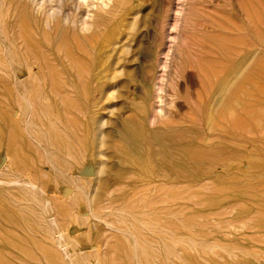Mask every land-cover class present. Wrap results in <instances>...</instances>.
I'll return each mask as SVG.
<instances>
[{
	"label": "rangeland",
	"instance_id": "obj_1",
	"mask_svg": "<svg viewBox=\"0 0 264 264\" xmlns=\"http://www.w3.org/2000/svg\"><path fill=\"white\" fill-rule=\"evenodd\" d=\"M33 1L0 0V253L15 264H264V151L217 117L230 106L242 116L259 57L264 87V0ZM212 66L223 78H206ZM157 150L190 175L160 170Z\"/></svg>",
	"mask_w": 264,
	"mask_h": 264
},
{
	"label": "bare ground",
	"instance_id": "obj_2",
	"mask_svg": "<svg viewBox=\"0 0 264 264\" xmlns=\"http://www.w3.org/2000/svg\"><path fill=\"white\" fill-rule=\"evenodd\" d=\"M41 1H43V0H41ZM80 1V0H79ZM120 1H126V0H120ZM32 4H34V2L35 1H33L32 0ZM37 2V1H36ZM35 2V3H36ZM84 2H86V0L84 1ZM42 3H44V1L42 2ZM66 3V2H65ZM75 5V4H74ZM33 6V5H32ZM36 7H38L37 6V3H36ZM36 7H35V10H36ZM17 8V7H16ZM31 8V7H30ZM43 8V7H42ZM12 9V8H11ZM15 9V8H14ZM13 9V10H14ZM34 9V8H33ZM37 9H40V8H37ZM44 9V8H43ZM30 10V9H29ZM32 10V9H31ZM42 10V9H41ZM50 10V14L52 13L51 12V9H49ZM16 11V10H15ZM62 11V10H61ZM76 11H77V9H76ZM14 12V11H13ZM47 12V11H46ZM39 13V12H38ZM43 12H41V14H42ZM62 13V12H61ZM36 14V13H35ZM41 14H39V15H41ZM46 15V17H45V19L47 18V13H45ZM38 15V16H39ZM53 15V14H52ZM78 15V14H77ZM81 15V14H80ZM42 16V15H41ZM51 16V15H50ZM55 17V16H54ZM113 16H112V14H111V18H112ZM41 18V17H40ZM52 18V17H51ZM61 18H64V17H61ZM66 18V17H65ZM44 19V20H45ZM49 19V18H48ZM74 19H76V18H74ZM74 19H72V20H74ZM99 19V18H98ZM71 20V19H70ZM81 20V22L82 21H84V19L82 20V19H80ZM86 20V19H85ZM50 22H51V20H49ZM68 21V20H67ZM66 21V22H67ZM41 22V21H40ZM55 22H57V20L55 21ZM70 22V21H69ZM74 22V21H73ZM103 22H105L104 20H103ZM48 23V20H46V22H45V24H44V26L46 25ZM76 22H74V24H75ZM49 24V23H48ZM47 24V26L46 27H49L50 25H48ZM50 24H52V22L50 23ZM54 24H56V23H54ZM61 24V23H60ZM73 24V23H72ZM83 24V23H82ZM41 25V24H40ZM62 25V24H61ZM78 25H81L80 24V22L78 23ZM57 26V25H56ZM172 27V26H171ZM50 28V27H49ZM48 28V29H49ZM22 29H23V27H22ZM32 29V28H31ZM56 29V28H55ZM72 29V28H71ZM170 30V29H169ZM18 31H20V29L18 30ZM32 31H33V29H32ZM72 31V30H71ZM23 32V31H22ZM55 32H57V30H55ZM58 32H60V33H62L61 35L62 36H64V34H65V32L63 31V28H61V29H58ZM73 32H71L70 34H72ZM8 35V34H7ZM33 35V34H32ZM15 36V35H14ZM25 37L24 39H26L27 38V36H28V34H27V32H23L22 33V35H21V37ZM30 37V36H29ZM48 37V36H47ZM223 37V36H222ZM225 37V36H224ZM227 37V36H226ZM2 38V37H1ZM39 38V37H38ZM73 38V37H72ZM5 39V38H4ZM16 39V38H15ZM23 39V40H24ZM83 39V38H82ZM227 39V38H226ZM19 40V39H18ZM27 40V42H25L24 43V46H25V48L27 49V50H30V51H32L33 53H34V51L36 50V48H35V45H31L32 43L30 42H28V38L26 39ZM32 40V39H31ZM70 40V39H69ZM32 41H34V40H32ZM60 41V40H59ZM71 41V40H70ZM78 41H81V40H78ZM1 42V41H0ZM227 42H228V45H230L231 46V41H228L227 40ZM12 43V42H11ZM58 43V42H57ZM64 43V42H63ZM63 43H62V41H61V43L59 44L60 46H63ZM78 43V42H77ZM223 43V42H222ZM2 44H4V43H2ZM53 44V43H52ZM75 44H76V42H75ZM81 45L80 46H82V41H81V43H80ZM57 45V44H56ZM211 45V44H210ZM4 46H5V44H4ZM48 46V45H47ZM76 46V45H75ZM79 46V45H78ZM77 46V48L79 49V47ZM64 47V46H63ZM249 47H252L253 48V46H249ZM2 48V47H1ZM24 48V49H25ZM40 48H41V45H40ZM68 48H70L69 46H67V49ZM81 48H83L84 50H85V48L84 47H81ZM88 48V47H87ZM43 49V48H42ZM65 49V48H64ZM77 49V50H78ZM2 50H4L5 51V49H3L2 48ZM7 50V49H6ZM61 50H63L62 48H61ZM8 51V50H7ZM47 51V50H46ZM81 51V50H80ZM3 52V51H2ZM1 52V53H2ZM9 52V51H8ZM42 52V51H41ZM64 52V51H63ZM6 53V52H5ZM4 53V54H5ZM43 53V52H42ZM215 53V52H214ZM71 54V53H70ZM69 54V55H70ZM72 54H74V53H72ZM8 55H9V53H8ZM18 55H19V53H18ZM34 55V54H33ZM45 55V54H44ZM56 55V54H55ZM77 55V54H76ZM215 55V54H214ZM10 56V55H9ZM43 56V55H42ZM50 56V55H49ZM72 56V55H71ZM11 57V56H10ZM43 58V57H42ZM42 58H40V59H42ZM63 58H65V57H63ZM73 58V57H72ZM76 58V57H75ZM149 58V57H148ZM6 59V58H5ZM8 59V58H7ZM45 59V58H44ZM153 59V58H152ZM3 60V59H2ZM15 60V59H14ZM49 60V59H48ZM52 59H50V61H51ZM54 60V59H53ZM78 60V59H77ZM210 60V59H209ZM208 60V61H209ZM7 61V60H6ZM72 61V60H71ZM85 61V60H84ZM86 61H87V59H86ZM79 62V61H78ZM88 62V61H87ZM211 62V61H210ZM209 62V63H210ZM16 63V62H15ZM201 63V62H200ZM199 63V64H200ZM8 65V64H7ZM9 65H10V63H9ZM27 65V64H26ZM38 65H39V63H38ZM42 65V64H41ZM77 65V64H76ZM75 65V66H76ZM18 67V66H17ZM83 67V66H82ZM63 69H65V68H63ZM200 69H201V71H203L204 72V74H205V76H206V78H208V77H215V76H222V78H223V76H224V70L223 69H221V68H219V67H211V68H209L208 67V69H206V71H205V69H202L201 67H200ZM50 70H51V67H50ZM67 70V69H66ZM32 71V70H31ZM57 71V70H56ZM59 71V70H58ZM57 71V72H58ZM261 71H262V67H261V57H259L258 59H257V61L254 63V65L252 66V68L250 69V73H248V75H250V76H248L247 78H248V80L250 81V87L248 86V88H250V91L248 92V96L244 99L245 100V102H244V105H242L243 107H242V109H244L243 110V114H242V116H241V114H240V117L238 116L237 117V115L234 113L233 114V112H234V109H232L231 108V106H230V109L228 108V107H224V108H221V110L220 109H217V111H216V109H214V112H215V114L216 113H218V111H219V113H218V115L219 116H217V117H219V124L220 125H223V123H224V121H227L228 119L230 120V121H232L234 124H232V126L231 127H233V125L235 126V127H238V129L240 128V129H242L243 131H245L246 133H247V135L248 134H250V136L247 138V139H251V140H253V142L257 145V147L259 148V149H263V151H264V87H262V86H260L259 84H260V81H261ZM13 72V71H12ZM51 72V71H50ZM207 72H209V73H207ZM14 74V73H13ZM51 75V74H50ZM8 76V75H7ZM74 76V75H73ZM246 76V75H245ZM15 77H16V75H15ZM14 77V78H15ZM20 77V76H19ZM51 77V76H50ZM62 78V77H61ZM245 79H246V77H244ZM15 79H17V78H15ZM14 79V80H15ZM64 79V78H63ZM18 80V79H17ZM20 80V79H19ZM50 80V79H49ZM80 80V79H79ZM82 80V79H81ZM247 80V79H246ZM22 81V80H21ZM20 81V82H21ZM83 81V80H82ZM7 82V81H6ZM15 83V82H14ZM51 83V82H50ZM65 83V82H64ZM83 83V82H82ZM12 84V83H11ZM15 85V84H14ZM211 85V84H210ZM16 86V85H15ZM53 86V85H52ZM203 86H204V88L206 87L204 84H203ZM243 86V85H242ZM20 87V86H19ZM50 87V86H49ZM23 88V87H22ZM16 89H17V87H16ZM25 89V88H24ZM212 89V88H211ZM149 90H150V88H149ZM149 90H147V91H149ZM157 90V89H156ZM206 90H208L207 88H206ZM240 90V89H239ZM244 90V89H243ZM247 90V89H246ZM26 91V90H25ZM150 92V91H149ZM244 91H242L241 92V94L243 93ZM17 93L19 94V91H17ZM77 93V92H76ZM157 93V92H156ZM61 94V93H60ZM70 94H72V92H70ZM238 94V93H237ZM241 94H240V96L239 97H241ZM24 94H22V97H25V96H23ZM65 95V94H64ZM155 95V94H154ZM235 95H236V93H235ZM19 96H21V95H19ZM160 96V95H159ZM207 96V95H206ZM228 96V95H227ZM226 96V97H227ZM237 96V95H236ZM21 97V98H22ZM69 97V96H68ZM68 97H67V99H68ZM239 97H237V99L239 98ZM254 98V100H255V102L254 103H251V99H253ZM27 99V98H26ZM25 99V100H26ZM154 99V98H153ZM159 99H161V98H159ZM69 101H70V99H68ZM151 100V99H150ZM242 100V99H241ZM249 100H250V102H249ZM27 101V100H26ZM73 101H75V100H73ZM152 101V100H151ZM248 101V102H247ZM28 102V101H27ZM64 103V102H63ZM73 103V102H72ZM203 103V102H202ZM245 103H251V105L249 106V107H247V106H245ZM27 105V104H26ZM48 105V104H47ZM147 106V105H146ZM154 107H155V105H153ZM152 105H150V109H153L154 107H153ZM226 106V105H225ZM245 106V107H244ZM29 108V107H28ZM79 108H80V106H79ZM148 108V107H147ZM76 109H77V107H76ZM138 109L139 108H137L136 110L138 111ZM211 109V108H210ZM30 110V109H29ZM46 110V109H45ZM207 110V108H205V111ZM212 110V109H211ZM31 111V110H30ZM29 111V112H30ZM139 111H141L140 109H139ZM146 111H147V109H146ZM145 111V112H146ZM161 111V110H160ZM24 112V111H23ZM46 112V111H45ZM81 112H83L82 111V109H81ZM148 112V111H147ZM212 112V111H211ZM210 111L208 112V113H211ZM28 113V112H27ZM140 113V112H139ZM142 113V112H141ZM30 114H31V112H30ZM37 114V113H36ZM146 114V113H145ZM154 114V113H153ZM152 114V115H153ZM211 114H213V113H211ZM210 114V115H211ZM4 115L6 116V117H9V119H11V121H12V124H13V126L14 127H10V129H9V134H10V136H11V140H10V142L13 144V146L16 148V147H18V145H19V138H18V128L16 127V124L18 123V119H17V117L19 116V109H17V108H12V109H8L5 113H4ZM28 115V114H27ZM67 115H68V113H67ZM210 115L208 114V118H210ZM214 115V114H213ZM213 115H211L212 117H213ZM236 117H235V116ZM30 116V115H29ZM41 117V116H40ZM142 117V116H141ZM211 117V118H212ZM74 118H75V116H74ZM147 119V118H146ZM216 119V118H215ZM55 120V119H54ZM57 120V119H56ZM59 120V119H58ZM142 120H144V119H142ZM213 120H214V118H213ZM26 121H27V119H26ZM25 121V122H26ZM31 121V120H30ZM209 121V120H208ZM216 121V120H215ZM24 122V123H25ZM54 122H56V121H54ZM144 122H145V120H144ZM186 123V122H185ZM185 123H183V124H185ZM56 124H58V123H56ZM141 124V123H140ZM211 124H213V123H211ZM211 124H209V125H211ZM218 124V123H217ZM26 125V124H25ZM148 126V125H147ZM28 127V126H27ZM35 127V126H34ZM63 127V126H62ZM66 127V126H65ZM186 127V126H185ZM217 127V126H216ZM223 127H225L224 125H223ZM235 127H233L234 129H235ZM23 128H25V127H23ZM187 128V127H186ZM204 128V127H203ZM213 128V127H212ZM215 128V127H214ZM26 129V128H25ZM66 129V128H65ZM0 130H1V128H0ZM42 130H45V129H42ZM45 132V131H44ZM145 132H146V130H145ZM149 131H147V133H148ZM155 132H156V129H155ZM206 132H207V130H206ZM157 133V132H156ZM177 134H179V132H176ZM175 133V134H176ZM26 134L27 135H30V134H28L27 133V129H26ZM46 134V133H45ZM153 134V133H152ZM159 134H161V133H159ZM52 135H53V133H52ZM162 135V134H161ZM195 135V134H194ZM205 135V134H204ZM203 135V136H204ZM217 135V134H216ZM225 135V134H224ZM31 136V135H30ZM29 136V137H30ZM197 136V135H196ZM213 136V135H212ZM28 137V136H27ZM42 137V136H41ZM46 137V136H45ZM216 137V136H215ZM31 138V137H30ZM77 138V137H76ZM238 138V137H237ZM240 138H241V136H240ZM200 139H201V137H200ZM223 139V138H222ZM233 139V138H232ZM231 139V140H232ZM34 140V139H33ZM240 140V139H239ZM31 141H32V139H31ZM36 141V140H35ZM45 141V140H44ZM49 141V140H48ZM153 141V140H152ZM227 141V140H226ZM243 141V140H242ZM42 142V141H41ZM75 142V141H74ZM154 142V141H153ZM200 142V141H199ZM240 142V141H239ZM146 147H151V139H150V137H148L147 139H146ZM198 143V142H197ZM240 143H243V142H240ZM39 144V143H38ZM47 144H48V142H47ZM135 144H137V143H135ZM142 144V143H141ZM172 144V142L171 141H165V142H163V145H165V146H170ZM199 144V143H198ZM233 144V143H232ZM143 145H144V143H143ZM143 145H141L142 147H143ZM148 145V146H147ZM154 145H160V144H155L154 143ZM237 145V144H236ZM39 146H41V144H39ZM47 146V145H46ZM197 146V145H196ZM41 147H43V145L41 146ZM47 147H49V146H47ZM51 147V146H50ZM155 147V146H154ZM179 147V146H178ZM202 148H204L203 146H201ZM155 148H157V147H155ZM164 148V147H163ZM169 148V147H168ZM197 148H198V146H197ZM200 148V147H199ZM198 148V149H199ZM150 149V148H149ZM149 149L147 150V148H146V151H144V152H146V157H148L150 154H147L148 152L147 151H149ZM182 149H184V147L181 145L180 146V150H182ZM191 149V146H190V148H189V150ZM140 150H142V149H136V151H137V153L139 154V157H140V161H141V158L143 159L144 158V152H142V151H140ZM145 150V149H144ZM150 150H152L153 151V148H151ZM192 150V149H191ZM241 150H244V147H242V149ZM82 151V150H81ZM155 151V150H154ZM158 151V153L156 152L155 153V159L156 160H158V162H159V168H160V170H163L164 172L166 171V172H172V173H174L175 174V177L176 176H179L180 178H183V177H188L189 175H190V173H188V171H186V170H184V168H183V166L180 164V163H177V162H175L171 157H167L165 154H163L162 152H160L159 150H157ZM132 153V152H131ZM136 152H134V154H135ZM136 153V154H137ZM150 153V152H149ZM238 153H240V152H238ZM60 155V154H59ZM151 155H153V154H151ZM191 155V154H190ZM226 155H228V154H226ZM52 156V155H51ZM58 156V155H57ZM194 156L196 157V158H200V155H199V153H196V154H194L193 153V155L191 156V158H192V160L194 161ZM9 157V156H8ZM139 157H137L138 159H139ZM230 157L231 156H228L225 160H229L230 159ZM263 157H264V155L262 156L261 155V159H263ZM17 158H18V156H17ZM31 158V157H30ZM62 158H63V156H62ZM64 158H65V156H64ZM137 158H135V159H137ZM10 159V158H9ZM133 159V161L135 160L134 158H132ZM153 158L151 157V159H150V157L147 159V160H149L150 162H148L147 160V162L149 163V165H152V163L154 162L153 160H155V159H153ZM63 160V159H62ZM65 160H67V159H65ZM68 160H70V159H68ZM153 162H152V161ZM236 160L234 159V162H235ZM252 161V160H251ZM65 162V161H64ZM146 162V163H147ZM152 162V163H151ZM195 162V161H194ZM135 164H137V162H134ZM230 163H232V161L230 160ZM236 163V162H235ZM23 164V163H22ZM139 164V163H138ZM249 164V163H248ZM146 165H148V164H146ZM130 166V165H129ZM139 166V165H138ZM143 166H145L144 164H143ZM197 166H200V168L202 169V173L204 174V175H206V177H210V176H212V175H216L215 174V172L216 171H213V166H214V164H212V163H210V162H208V161H205V163H203V164H199V165H197ZM225 168H226V165L224 166ZM229 167V166H228ZM131 168V167H130ZM144 168V167H143ZM149 168V167H148ZM150 168H151V166H150ZM188 168V167H187ZM66 169V168H65ZM140 169V168H139ZM152 169V168H151ZM196 169V168H195ZM237 170V169H236ZM27 171V170H26ZM32 171V170H31ZM59 171H60V169H59ZM143 171H144V169H143ZM142 172V171H141ZM29 173V172H28ZM62 173V172H61ZM201 173V174H202ZM142 175H143V173H141ZM226 174V173H225ZM65 175H66V173H65ZM227 175V174H226ZM230 175V174H229ZM244 175V174H243ZM261 179H264V167H262L260 170H259V173L257 174ZM61 176H62V174H61ZM69 176H71V175H69ZM232 176V175H231ZM246 176V175H245ZM244 176V177H245ZM31 177V176H30ZM63 177V176H62ZM65 177V176H64ZM170 177V176H169ZM175 177H174V179H175ZM23 178V177H22ZM70 178V177H69ZM170 178H172V176L170 177ZM170 178H168V180L170 179ZM71 179V178H70ZM192 179V178H191ZM198 179V178H197ZM22 180V179H21ZM157 180V179H156ZM180 180H182L183 181V179H180ZM14 181H16V180H14ZM18 181L20 182V180L18 179ZM71 181V180H70ZM160 181V180H159ZM162 181H163V179L161 178V183H162ZM172 181V180H171ZM187 181H189V180H187ZM193 181V180H192ZM74 182H76V181H74ZM165 182V181H164ZM202 182H204V181H202ZM1 183V182H0ZM23 183V182H22ZM21 183V184H22ZM16 184H18V182H16ZM20 184V185H21ZM25 184H28V183H25ZM79 184V183H78ZM133 184V183H132ZM173 184V183H172ZM171 184V185H172ZM183 184V183H182ZM12 185V184H11ZM15 185V184H14ZM29 185V184H28ZM34 186H35V184H33ZM81 185V184H80ZM150 185H154V183H152V184H150ZM149 184H147L146 186H150ZM156 185V184H155ZM154 185V186H155ZM207 185V184H206ZM25 186H27V185H25ZM78 186V185H77ZM130 186V185H129ZM151 186V187H152ZM179 186V185H178ZM182 185H180V187H181ZM30 187H32V186H30ZM144 187V186H143ZM179 187V188H180ZM36 188H37V186H36ZM82 188V187H81ZM125 188H126V186H125ZM128 188V187H127ZM189 188V187H188ZM27 189V191H28V187L27 188H25V190ZM31 189V188H30ZM39 189H40V186H39ZM171 189V188H170ZM191 189V188H190ZM34 190V189H33ZM36 190V189H35ZM137 190V189H136ZM37 191V190H36ZM40 191V190H39ZM161 191V190H160ZM26 192V191H25ZM40 192H42V191H40ZM16 193V192H15ZM46 193V192H45ZM29 194V193H28ZM31 194V193H30ZM29 194V195H30ZM43 194V193H42ZM33 195H34V193H33ZM32 195V196H33ZM164 195V194H163ZM32 196H30L31 198H32ZM136 196V195H135ZM5 197V196H4ZM29 197V196H28ZM37 197L38 196H35L34 195V197L32 198V200L35 198V199H37ZM25 198H27V197H25ZM47 198V197H46ZM132 198V197H131ZM134 198V197H133ZM34 199V200H35ZM39 200L41 199V198H38ZM2 200V199H1ZM5 200V199H4ZM27 200V199H26ZM38 200V203L40 204V202L41 201H39ZM8 203H10L9 201H7ZM21 202V201H20ZM25 202V201H24ZM43 202V201H42ZM140 202V201H139ZM22 203H23V201H22ZM31 203V202H30ZM33 203H35V204H37L36 202H33ZM152 203H153V201H152ZM158 203V202H157ZM14 204V203H13ZM13 204H11V205H13ZM17 204V203H16ZM29 204V203H28ZM41 204H43V203H41ZM40 204V205H41ZM44 204H45V202H44ZM48 204V203H47ZM132 204H134V202L132 203ZM31 205V204H30ZM29 205V206H30ZM34 204H32V206H33ZM38 205V204H37ZM51 205V204H50ZM106 205V204H105ZM20 206V205H19ZM35 206V205H34ZM45 206H47L46 204H45ZM42 207V209H43V211H45L44 210V208L46 209V207ZM235 206V205H234ZM40 207V206H39ZM38 207V208H39ZM19 208H21V207H19ZM36 208V207H35ZM262 209H264V208H262ZM38 210H40V209H38ZM22 211V210H21ZM20 211V212H21ZM41 211V210H40ZM48 211V210H47ZM31 212H34V211H31ZM38 212V211H37ZM22 213V212H21ZM40 213V212H39ZM41 214V213H40ZM43 214V213H42ZM45 215H46V213H44ZM33 215V214H32ZM36 217V216H35ZM40 217H41V215H40ZM42 217H43V215H42ZM45 218V217H44ZM51 218V217H50ZM34 219V218H33ZM36 220V219H35ZM52 220V219H51ZM250 220V219H249ZM28 221V220H27ZM136 221V220H135ZM156 221V220H155ZM44 222H47V221H44ZM37 223V222H36ZM40 223H41V221H40ZM38 224V223H37ZM44 224V223H43ZM149 224V223H148ZM173 224H175V223H173ZM45 225V224H44ZM49 225V224H48ZM5 226V225H4ZM150 226V225H149ZM45 228V227H44ZM19 229V228H18ZM59 229V228H58ZM66 229V228H65ZM143 230V229H142ZM59 231V230H58ZM163 231V230H162ZM35 232V231H34ZM57 232V231H56ZM60 232V231H59ZM62 232V231H61ZM60 232V233H61ZM128 232V231H127ZM21 234V233H20ZM27 234V233H26ZM59 234V233H58ZM129 234H131V233H129ZM32 235H33V233H32ZM60 235V234H59ZM58 235V236H59ZM150 235V234H149ZM1 236V235H0ZM44 236V235H43ZM29 237V236H28ZM35 237V236H34ZM60 237V236H59ZM134 237V236H133ZM40 238V237H39ZM58 238V237H57ZM61 238V237H60ZM47 239V238H46ZM51 239V238H50ZM55 239V238H54ZM60 240V239H59ZM181 240V239H180ZM44 241H45V239H44ZM54 242H56V241H54ZM135 243V242H134ZM60 245H62L61 244V242L59 243ZM134 245V244H133ZM59 246V245H58ZM62 246H64V245H62ZM61 246V247H62ZM50 247V246H49ZM60 247V248H61ZM57 248H59V247H57ZM63 248H65V247H63ZM133 248V247H132ZM131 248V249H132ZM133 249H135L136 250V248H133ZM62 250V249H61ZM63 251V250H62ZM61 251V252H62ZM34 252V251H33ZM135 253H136V251H134ZM65 253V252H64ZM133 254V253H132ZM131 254V255H132ZM69 255H71V254H69ZM135 257H136V255L135 254H133ZM21 256H23V255H21ZM68 257V256H67ZM23 258H24V256H23ZM62 258H63V255H62ZM65 258H66V255H65ZM73 258V257H72ZM41 259V258H40ZM68 259H69V257H68ZM74 259V258H73ZM65 260V259H64ZM70 260V259H69ZM79 260V259H78ZM72 261V260H71ZM70 261V262H71ZM26 263V262H25ZM78 263V262H77ZM0 264H15V262H13V261H9L3 254H1L0 253ZM79 264V263H78Z\"/></svg>",
	"mask_w": 264,
	"mask_h": 264
}]
</instances>
